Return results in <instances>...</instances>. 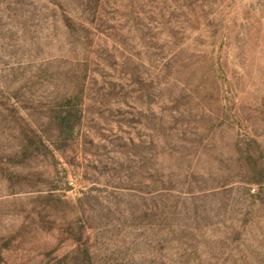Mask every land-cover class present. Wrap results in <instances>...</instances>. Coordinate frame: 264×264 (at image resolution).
Masks as SVG:
<instances>
[{"label": "rangeland", "instance_id": "obj_1", "mask_svg": "<svg viewBox=\"0 0 264 264\" xmlns=\"http://www.w3.org/2000/svg\"><path fill=\"white\" fill-rule=\"evenodd\" d=\"M158 178L190 264H264V0H0V264H175Z\"/></svg>", "mask_w": 264, "mask_h": 264}, {"label": "trees", "instance_id": "obj_2", "mask_svg": "<svg viewBox=\"0 0 264 264\" xmlns=\"http://www.w3.org/2000/svg\"><path fill=\"white\" fill-rule=\"evenodd\" d=\"M85 23H89V20L86 19ZM67 118H62L61 122H58L57 128L59 130L63 131L62 126L66 124ZM36 144L38 148H44L45 147V142L42 136L37 135L35 136ZM159 182H157L159 185H157L156 189L154 190H148V191H142L143 195L146 196H152L154 199H156L159 202V210L161 212L160 214V228L161 231L166 233L168 237L170 236V244L172 245V251L175 256L174 263L175 264H190L192 261V257H195L196 252L192 249V246L190 242H192L193 237L191 234H188L185 227H180V225L176 222L175 219H172V222L169 223V227L164 226L162 223L164 219L162 218L165 217V203L164 201L168 200L170 197H172L171 189L165 186V184L162 182L161 178H158ZM123 185V193L126 194H131L135 193V191L139 190V185L135 188L132 187H124ZM142 190V189H140ZM140 191L136 192L139 193ZM176 216V213H174ZM172 218V217H171ZM164 231H163V230ZM165 234V235H166ZM84 247L86 246V243L83 245ZM84 251L86 252L85 254L87 255V249L85 248ZM90 262V261H89Z\"/></svg>", "mask_w": 264, "mask_h": 264}]
</instances>
